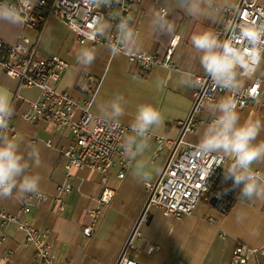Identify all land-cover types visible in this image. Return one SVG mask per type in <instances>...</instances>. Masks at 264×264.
Listing matches in <instances>:
<instances>
[{
  "label": "crops",
  "instance_id": "1",
  "mask_svg": "<svg viewBox=\"0 0 264 264\" xmlns=\"http://www.w3.org/2000/svg\"><path fill=\"white\" fill-rule=\"evenodd\" d=\"M35 1L8 0L14 5ZM239 3L240 0H215L207 14L200 16L188 15L176 0H168L167 4L165 0H141L135 3L130 26L136 34V42L130 48L157 52L163 60L175 42L171 60L177 67L167 68L160 64L143 73L138 72L124 52L113 56L105 43L93 46L80 43L76 34L58 18H50L43 25L42 21H38L29 26L0 21V38L6 43H16L25 34L38 45L37 56L58 55L64 59L67 68L56 87L61 91L67 90L80 106L92 101L91 111L100 117L103 116L99 106L116 95L124 98V115L119 122L129 127L138 105H152L160 112L163 123L150 132L154 136L164 135L175 140L180 136V122L187 119L193 105L195 75L208 74L200 64L201 53L193 46L192 35L206 29L221 41V30L225 26L223 9L236 7ZM261 3L264 5V0ZM161 7H167L168 19L174 24L170 34L153 31L150 27L151 11ZM119 12L117 8L115 14ZM103 23L110 24V17ZM106 32L101 33L105 35ZM82 48L95 51L96 58L90 66L77 62V52ZM87 75L92 77V84L83 90L79 82ZM256 76L260 78L264 96V50ZM181 77L190 79L182 82ZM252 79L240 78L239 86L246 88ZM96 84L98 86L93 93ZM0 95L7 97L12 105L13 115L9 123L12 128L7 130V134L16 142L19 151L26 158L33 147L40 151L43 163L31 171L40 175V192L46 195L0 198V264H45L36 256V246L24 241V232L20 227L23 222L46 234L56 262L116 264L146 203L148 192L144 183L158 180L172 144L167 141L160 144L155 138L147 136L138 137V142L145 145L143 157L148 161V166L143 170L136 169L134 161L127 155L123 168L122 155L117 153L114 156L115 165L108 175V185L115 188L116 195L112 204L104 209L94 235L88 238L82 233V228L91 222L88 210L98 204L97 200L102 195L103 174L89 166H64L59 150L70 145V131L56 130L52 123L45 121L34 123L24 120L22 114L29 110L31 101L40 97L41 90L35 86H23L4 72L1 63ZM224 97H229V92H219L214 100L205 103L200 113L201 121L196 131L189 135L192 142L198 143L203 129L215 118L208 106ZM237 111L241 122L253 118L264 123V105L252 104ZM131 135L130 130L125 137ZM259 140H264V129L257 137ZM229 164L230 160L226 157L220 169L225 171ZM253 168L264 172V161L255 163ZM122 170L125 177L120 179ZM66 182L73 185L72 190L60 193L61 186ZM60 194L63 210L59 209L57 199ZM25 205L30 207L29 212H23ZM3 211L18 215L20 221L5 222ZM140 230L141 236L135 239L131 254L143 264H230L232 252L238 245L258 251L251 255L247 264H264V253L261 252L264 248V199L239 197L232 208L225 212L218 203L213 204L211 199L205 198L192 213L181 217L167 216L162 208L153 206L149 220L140 226Z\"/></svg>",
  "mask_w": 264,
  "mask_h": 264
},
{
  "label": "built area",
  "instance_id": "2",
  "mask_svg": "<svg viewBox=\"0 0 264 264\" xmlns=\"http://www.w3.org/2000/svg\"><path fill=\"white\" fill-rule=\"evenodd\" d=\"M141 0H112L110 5L97 4L96 0H36L34 3H21L15 5L21 10L24 25H34L38 21L45 24L50 18H58L73 31L82 44L96 45L98 43H116L118 39L117 25L121 18H127L131 23L133 5ZM2 1L0 0V3ZM14 5V4H13ZM120 12L115 14L116 9ZM225 26L221 30L222 42H229L241 50H252V45L245 36L243 29L246 26H264V5L261 0H240L236 7H225ZM110 17V28L103 35L96 29L98 21ZM264 39V37H262ZM261 54L264 44L260 46ZM175 49V42L167 51L165 59L150 50L126 48L121 52L127 54L129 61L134 63L139 73L149 72L157 65L175 68L177 65L171 60ZM38 45L27 35L22 34L16 43H6L0 38V63L4 72L17 79L23 86H35L41 90L38 99L30 102L29 110L22 114L28 122L39 123L45 121L52 123L56 130L66 129L71 133L70 145L62 147L59 151L64 166L92 167L103 174L104 185L98 204L88 210L91 222L83 226L82 233L90 238L94 235L96 226L101 220L104 209L110 206L115 198V188L108 185V175L115 165L114 156L120 153L123 157L122 166H126V153L123 147L125 135L131 128L122 122L114 124L91 111L92 101L80 106L76 99L67 91L59 90L56 83L67 68V62L58 55L39 57L36 55ZM261 59V56H260ZM260 63V61H259ZM259 63L253 56L244 67L237 68V87L224 89L218 85L210 74L195 75L194 100L186 120L180 122V136L171 140L164 135L154 136L151 132L147 137L155 138L160 144L167 141L172 144L171 152L156 182H145L148 192L131 236L123 247L116 264H143L131 254L135 248V239L141 236L140 226L150 217L153 206L163 209L167 216L181 217L192 213L202 199L208 198L211 180L222 167L226 157L221 153H211L201 157L196 143L189 139V135L197 129L201 121L200 113L207 101L215 99L219 92H229V97L236 105V109H244L250 105H264L260 78L256 76ZM253 77L250 84L242 89L239 79ZM92 84V77L85 76L79 86L85 90ZM98 84L93 88L96 91ZM79 115L77 116V111ZM8 122V129L12 126ZM264 174L261 170H256ZM125 177L122 170L119 178ZM72 184L66 182L60 188L61 192L72 190ZM44 197V193H38ZM59 209L63 210L64 203L61 194L57 196ZM30 207L25 205L23 212H29ZM5 222L20 221L18 215L3 211ZM24 232V241L36 246V256L45 264H71L68 261L56 262L52 255L46 234L34 228L27 222L20 223ZM258 251L238 245L232 252L230 264H247L251 255ZM264 253V248L261 249Z\"/></svg>",
  "mask_w": 264,
  "mask_h": 264
},
{
  "label": "clouds",
  "instance_id": "3",
  "mask_svg": "<svg viewBox=\"0 0 264 264\" xmlns=\"http://www.w3.org/2000/svg\"><path fill=\"white\" fill-rule=\"evenodd\" d=\"M112 0H96L97 4L110 5ZM178 6L188 15H206L214 5L215 0H176ZM168 0H165V4ZM167 7L151 11L150 27L153 31L170 34L174 24L168 19ZM0 21L11 25H21L24 17L21 10L8 0L0 3ZM99 32L107 31L111 26L100 23ZM118 39L116 43H109V51L113 56L122 50L134 47L136 34L127 18H121L117 25ZM245 36L252 45V50H241L229 42L218 40L209 30H202L192 35V44L201 53L200 64L224 89L237 87V68L244 67L255 57L259 63L260 46L264 44V26L250 25L243 29ZM77 62L90 66L95 60V51L89 48L78 50ZM189 77H181L186 82ZM122 95H116L106 104L99 106L102 116L114 124L124 115ZM210 111L215 118L203 129L196 145L200 156L206 157L211 153H222L229 158L230 164L224 172L225 181L232 182L231 189H239L241 198L247 200L264 199V174L253 168L255 163L264 161V140L257 141L264 123L259 119L248 118L241 122L240 113L236 109L231 97L221 98L217 103L210 104ZM13 115V108L7 97L0 95V198L24 197L28 194L40 192L39 174L31 171L42 165L38 148L33 147L27 158L19 151L16 142L7 134L8 122ZM163 123L160 112L150 104L137 106L136 115L131 123L133 135L124 138L123 147L126 155L134 161V167L143 170L148 161L143 157L145 145L137 138L147 136L151 129ZM29 161L31 163H29ZM147 179V177H145ZM229 189V190H231Z\"/></svg>",
  "mask_w": 264,
  "mask_h": 264
},
{
  "label": "trees",
  "instance_id": "4",
  "mask_svg": "<svg viewBox=\"0 0 264 264\" xmlns=\"http://www.w3.org/2000/svg\"><path fill=\"white\" fill-rule=\"evenodd\" d=\"M224 172L222 169H218L212 177L208 198L217 197L218 206L227 212L238 201L240 195L238 188L231 189L232 182L230 180L225 181Z\"/></svg>",
  "mask_w": 264,
  "mask_h": 264
},
{
  "label": "water",
  "instance_id": "5",
  "mask_svg": "<svg viewBox=\"0 0 264 264\" xmlns=\"http://www.w3.org/2000/svg\"><path fill=\"white\" fill-rule=\"evenodd\" d=\"M211 202H212L213 204H217V203H218V199H217V197H212V198H211Z\"/></svg>",
  "mask_w": 264,
  "mask_h": 264
}]
</instances>
